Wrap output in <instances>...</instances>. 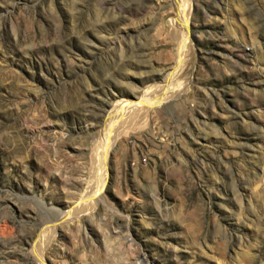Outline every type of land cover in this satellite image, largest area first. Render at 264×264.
<instances>
[{
  "label": "rangeland",
  "instance_id": "1",
  "mask_svg": "<svg viewBox=\"0 0 264 264\" xmlns=\"http://www.w3.org/2000/svg\"><path fill=\"white\" fill-rule=\"evenodd\" d=\"M41 257L264 264V0H0V264Z\"/></svg>",
  "mask_w": 264,
  "mask_h": 264
},
{
  "label": "bare ground",
  "instance_id": "2",
  "mask_svg": "<svg viewBox=\"0 0 264 264\" xmlns=\"http://www.w3.org/2000/svg\"><path fill=\"white\" fill-rule=\"evenodd\" d=\"M182 28H183V38L185 39V41L187 42V44L190 45L189 20H188L186 14H185V20L182 21ZM142 104H143V106H140L138 108L136 106V103H133V102H130V103L127 102L126 103V102H124V103H122V104L119 105V109H125L126 111H129L130 109L132 110L135 107L136 108V111H133V112H137V109L140 110V108L143 109L144 111H148L151 108V106H152V102L150 100H144V102H141V105ZM155 104H156V101H155ZM126 111L117 116L118 117L117 118V121L119 119H123V116L124 115H127ZM130 112H128V113H130ZM130 114H133V113H130ZM107 130H109V131L107 132ZM107 130H106V133H108V137H105L106 148H105V152H104L106 155L103 158V159H105L104 162H105V165L106 166H107V162H108L109 153L111 152L110 149H111L112 143L116 139V136H115V139H114L113 135L111 134L110 128H108ZM106 150H107V152H106ZM40 260H41V263L42 264H46V262L43 260L42 257L40 258Z\"/></svg>",
  "mask_w": 264,
  "mask_h": 264
}]
</instances>
